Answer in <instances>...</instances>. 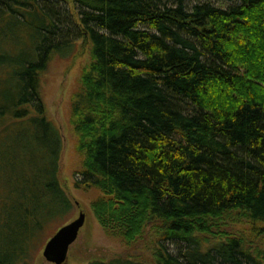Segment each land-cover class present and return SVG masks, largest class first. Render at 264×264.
Returning a JSON list of instances; mask_svg holds the SVG:
<instances>
[{"label":"trees","instance_id":"1","mask_svg":"<svg viewBox=\"0 0 264 264\" xmlns=\"http://www.w3.org/2000/svg\"><path fill=\"white\" fill-rule=\"evenodd\" d=\"M84 39L74 187L109 238L151 251L88 264H264V0H0V264L72 213L42 81Z\"/></svg>","mask_w":264,"mask_h":264},{"label":"rangeland","instance_id":"2","mask_svg":"<svg viewBox=\"0 0 264 264\" xmlns=\"http://www.w3.org/2000/svg\"><path fill=\"white\" fill-rule=\"evenodd\" d=\"M23 37L24 45L28 44ZM5 50H14L15 43H0ZM89 63L88 45L86 40L78 43L75 55L67 61L54 62L47 74L43 77L42 89L44 101L46 104L48 117L58 127L62 137V153L59 169V181L69 199L73 203V210L70 215L69 223L76 219L79 212L83 211L85 221L81 227L76 241L70 246L65 264H88L94 259H108L118 255H134L141 260H150V249L148 243H136L129 248L123 247L117 240L109 238L96 221L92 210L91 202L95 199L97 193L94 190L84 192L74 187V172L80 167V159L74 152L73 136L68 123L69 99L76 88L80 72ZM219 227L225 229L228 234H236L247 227L225 220ZM57 225L48 227L46 233L38 242V247L34 257L27 261L26 264H50L47 263L42 251L44 245L54 233L57 232ZM174 251L173 245H168ZM150 262V261H149ZM24 264V263H23Z\"/></svg>","mask_w":264,"mask_h":264},{"label":"water","instance_id":"3","mask_svg":"<svg viewBox=\"0 0 264 264\" xmlns=\"http://www.w3.org/2000/svg\"><path fill=\"white\" fill-rule=\"evenodd\" d=\"M85 221L84 212L76 219L61 226L44 245L42 256L47 263L65 264L70 246L76 241Z\"/></svg>","mask_w":264,"mask_h":264}]
</instances>
